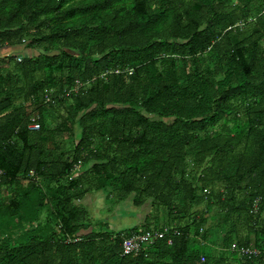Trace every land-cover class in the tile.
<instances>
[{
  "label": "trees",
  "instance_id": "16d2710c",
  "mask_svg": "<svg viewBox=\"0 0 264 264\" xmlns=\"http://www.w3.org/2000/svg\"><path fill=\"white\" fill-rule=\"evenodd\" d=\"M2 50L0 264H264V0H0Z\"/></svg>",
  "mask_w": 264,
  "mask_h": 264
},
{
  "label": "rangeland",
  "instance_id": "374dc122",
  "mask_svg": "<svg viewBox=\"0 0 264 264\" xmlns=\"http://www.w3.org/2000/svg\"><path fill=\"white\" fill-rule=\"evenodd\" d=\"M106 192H94L92 196H89L86 204L91 215H95L96 221L107 222L110 228L115 230H125L132 228L137 224V216H131L129 213L131 204L128 201L118 203L115 198L107 199L105 197ZM145 214L139 213V218H143ZM143 221V220H142ZM116 231V230H115Z\"/></svg>",
  "mask_w": 264,
  "mask_h": 264
},
{
  "label": "built area",
  "instance_id": "2783aa9c",
  "mask_svg": "<svg viewBox=\"0 0 264 264\" xmlns=\"http://www.w3.org/2000/svg\"><path fill=\"white\" fill-rule=\"evenodd\" d=\"M19 61H21L19 59ZM81 84L78 83L75 91L79 89ZM39 124L34 122L30 125L31 130H38ZM31 176H34V172L30 173ZM176 235H179L178 232H175ZM169 229L164 228L162 230L156 231H145L144 229H139L137 232L132 233L130 237H125L122 242V255L130 256L132 254L140 253L144 247L150 246L159 240L169 239ZM168 244H172V239L168 240ZM240 253L245 256L252 257H261L264 255V247L263 248H241Z\"/></svg>",
  "mask_w": 264,
  "mask_h": 264
},
{
  "label": "crops",
  "instance_id": "0c3cea01",
  "mask_svg": "<svg viewBox=\"0 0 264 264\" xmlns=\"http://www.w3.org/2000/svg\"><path fill=\"white\" fill-rule=\"evenodd\" d=\"M12 51V50H11ZM10 53V50H2V51H0V56H4V55H6V54H9ZM92 196V195H91ZM88 199V198H87ZM87 199L85 200V201H87ZM90 208V207H89ZM131 228V227H130ZM116 231H120V230H118V229H115Z\"/></svg>",
  "mask_w": 264,
  "mask_h": 264
}]
</instances>
